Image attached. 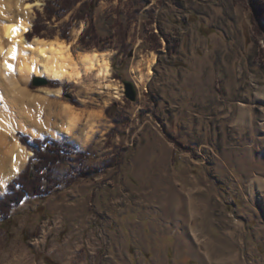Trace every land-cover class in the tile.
Instances as JSON below:
<instances>
[{
    "label": "rangeland",
    "instance_id": "rangeland-1",
    "mask_svg": "<svg viewBox=\"0 0 264 264\" xmlns=\"http://www.w3.org/2000/svg\"><path fill=\"white\" fill-rule=\"evenodd\" d=\"M26 2L32 24L44 2ZM80 3L48 28L59 33ZM93 10L99 47L80 43L84 20L71 21L65 42L75 55L106 52L116 90L33 86L35 74L23 85L38 95L59 88L48 100L99 113L95 132L11 133L66 137L88 149L82 166L113 163L0 219V264H264V130L253 94L264 84V0H98ZM123 79L133 81L135 101ZM240 105L252 114L242 129L232 124Z\"/></svg>",
    "mask_w": 264,
    "mask_h": 264
},
{
    "label": "bare ground",
    "instance_id": "bare-ground-1",
    "mask_svg": "<svg viewBox=\"0 0 264 264\" xmlns=\"http://www.w3.org/2000/svg\"><path fill=\"white\" fill-rule=\"evenodd\" d=\"M31 5L26 0H0V96L3 98V105H0V128H3L0 129V143L7 153L13 155V159H9L11 156L8 158L7 153L0 158V188L19 171L18 163L28 159L31 154L19 139L13 137L11 131L19 129L34 135L36 128L38 132H59L71 138L81 135L88 139L96 130L98 112L85 111L56 98L48 100L51 94L57 96L60 93L59 88H40L43 95L32 93L23 85L32 74L49 81L84 85L91 92H109L117 88L111 79V65L106 52L87 49L75 55L70 45L60 38L34 37L27 41L24 34L31 27ZM14 28L18 29L15 33L12 31ZM155 61L153 54L148 63L146 80ZM134 73L135 83L139 87L144 77L138 70ZM255 90V99L262 103L259 126L264 130V84L258 85ZM114 93V97H119L118 91ZM243 106H239L237 117L232 119V124L239 126V129L251 123L252 114ZM77 130L79 135L76 134ZM11 136L13 140H10Z\"/></svg>",
    "mask_w": 264,
    "mask_h": 264
},
{
    "label": "trees",
    "instance_id": "trees-1",
    "mask_svg": "<svg viewBox=\"0 0 264 264\" xmlns=\"http://www.w3.org/2000/svg\"><path fill=\"white\" fill-rule=\"evenodd\" d=\"M42 11L36 10L30 29L24 36L27 41L34 37L53 39L55 36L62 40L69 38L72 20H84L86 27L80 34L79 41L85 48H98L97 34L93 21V8L98 0H42ZM75 13L65 21L60 32L49 29L47 24L55 17L56 20L71 12L79 3ZM256 15H261V13ZM255 16V14L253 15ZM108 110V109H107ZM20 143L31 152L23 169L11 179L5 191L0 195V219L9 218L12 210L23 202L31 199L45 197L51 190L61 186H69L78 178H91L100 173L106 165L113 163L114 158L104 162L100 166L83 165V161L89 158L88 149L78 150L76 145L66 139L52 138L51 136L31 137L19 133ZM73 163L68 167L64 176L53 175V168L64 162ZM51 260L46 258V263Z\"/></svg>",
    "mask_w": 264,
    "mask_h": 264
},
{
    "label": "water",
    "instance_id": "water-1",
    "mask_svg": "<svg viewBox=\"0 0 264 264\" xmlns=\"http://www.w3.org/2000/svg\"><path fill=\"white\" fill-rule=\"evenodd\" d=\"M49 82V80H47L44 77H40V76H34L32 78V84L33 86H39V85H45ZM122 83L124 85V95L127 99H129L130 101H135L137 98V89L133 83V81L129 80V79H123Z\"/></svg>",
    "mask_w": 264,
    "mask_h": 264
},
{
    "label": "snow or ice",
    "instance_id": "snow-or-ice-1",
    "mask_svg": "<svg viewBox=\"0 0 264 264\" xmlns=\"http://www.w3.org/2000/svg\"><path fill=\"white\" fill-rule=\"evenodd\" d=\"M13 33H15L16 31H18V29H12ZM9 68H11V65H9Z\"/></svg>",
    "mask_w": 264,
    "mask_h": 264
}]
</instances>
